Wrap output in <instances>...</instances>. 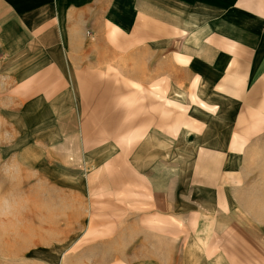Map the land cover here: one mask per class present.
I'll return each instance as SVG.
<instances>
[{
    "label": "crops",
    "instance_id": "1",
    "mask_svg": "<svg viewBox=\"0 0 264 264\" xmlns=\"http://www.w3.org/2000/svg\"><path fill=\"white\" fill-rule=\"evenodd\" d=\"M104 49L143 50L146 66H170L202 102L170 137L155 125L116 142L82 117L64 134L78 129L82 152L101 154L103 194L127 212L115 221L128 233L114 237L123 245L113 264H264V203L238 197L264 171V0H0V58L46 59L55 114L75 118L77 90L97 81L91 59Z\"/></svg>",
    "mask_w": 264,
    "mask_h": 264
},
{
    "label": "rangeland",
    "instance_id": "2",
    "mask_svg": "<svg viewBox=\"0 0 264 264\" xmlns=\"http://www.w3.org/2000/svg\"><path fill=\"white\" fill-rule=\"evenodd\" d=\"M92 59L98 79L77 90L74 118L54 113L55 101L45 93L54 68L41 66L46 59L15 66L0 58V264H113L112 253L123 245L114 237L128 233L126 220L118 227L115 221L127 212L113 211L112 195L103 194L111 180L96 173L101 154L82 152L78 129L66 140L64 134L82 117L93 136H116V142L155 125L170 137L202 105L191 86L177 87L181 74L170 66L166 74L158 61L146 66L143 50L129 56L104 49ZM126 144L120 146L126 150ZM257 151L264 166V147ZM238 197L264 203V171L249 178Z\"/></svg>",
    "mask_w": 264,
    "mask_h": 264
}]
</instances>
